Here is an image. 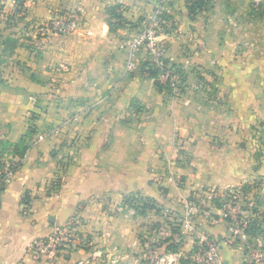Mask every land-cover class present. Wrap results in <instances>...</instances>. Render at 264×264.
Here are the masks:
<instances>
[{"label": "crops", "instance_id": "1", "mask_svg": "<svg viewBox=\"0 0 264 264\" xmlns=\"http://www.w3.org/2000/svg\"><path fill=\"white\" fill-rule=\"evenodd\" d=\"M18 2L0 0L4 25L43 24L66 6L79 8L82 24L71 34L32 32L12 55L21 65L0 71V140L19 142L31 112L39 132L62 126L30 147L0 193V264H32V242L73 220L92 245L53 264H154L178 248L188 256L196 237L176 225L185 204L235 188L259 233L237 240L212 206L197 216V234L219 243L223 264H250L254 243L264 247V144L255 137L264 125V7L213 0L192 16L187 0H25L22 17ZM114 5L128 24L110 31ZM158 6L170 23L166 57L182 80L176 94L141 68L126 71L127 42ZM148 199L156 208L141 212Z\"/></svg>", "mask_w": 264, "mask_h": 264}, {"label": "built area", "instance_id": "2", "mask_svg": "<svg viewBox=\"0 0 264 264\" xmlns=\"http://www.w3.org/2000/svg\"><path fill=\"white\" fill-rule=\"evenodd\" d=\"M256 8L264 7V0H251ZM82 24V16L78 7L66 6L58 14L40 24L38 34H71L76 32ZM170 23L166 19V12L158 6L147 18L137 35L127 42L128 58L126 71L134 72L141 66V62H148L146 69L157 72V81L164 87L178 93L182 80L176 68L166 57L167 44L163 39L166 36ZM62 126L40 132L32 145L60 134ZM31 145V146H32ZM28 151L22 156L5 160V165L0 167V193L9 182L13 174L21 167ZM53 187V186H52ZM243 188H235L227 192L206 190L196 193L186 204V213L176 222L183 234H192L196 237V246L191 255L186 256L181 248L176 252L164 254L154 264H179V259L186 260L188 264H223L220 254V245L216 240L197 233L196 218L208 208L221 203L225 218H230V231L238 239H246L249 235L250 221L243 215L241 203L244 197ZM81 223L73 220L56 230L49 236L36 238L30 245V252L34 256L32 264H53L63 253L87 250L92 241L89 236L80 230ZM177 242H181V236ZM250 264H264V252L252 253ZM173 256L175 258H173ZM18 264H28L20 261ZM78 264H89V260L79 261Z\"/></svg>", "mask_w": 264, "mask_h": 264}, {"label": "trees", "instance_id": "3", "mask_svg": "<svg viewBox=\"0 0 264 264\" xmlns=\"http://www.w3.org/2000/svg\"><path fill=\"white\" fill-rule=\"evenodd\" d=\"M213 0H187V4H188V9L190 12V15L194 16L196 15L198 12L204 11L206 9H208L211 4H212ZM17 14L22 15V17L25 14V10L23 8V3L22 2H18V6H17V10H16ZM108 12V26L110 28V31H114V29L120 27L123 25V23L126 22L124 16L121 14L120 12V5H114L110 8H108L107 10ZM167 19V17H166ZM11 37L8 41H11ZM14 41V40H12ZM17 47V46H16ZM148 65V62H143L141 64V70H143L144 72H146V74L149 77L152 78H156L157 77V72L155 70L152 69H146ZM157 85L159 87H164L162 84H160L158 81H156ZM32 117L29 118V125H28V129H27V133L25 135L22 136V138L20 139L19 142L17 143H11L5 140H0V167L5 165V160H10L12 158H17V157H22L27 151L28 149H30L31 145L33 144L36 136L40 133L36 124L32 121ZM6 159H5V158ZM61 181L57 180L54 182V186L58 187L60 186ZM193 197V196H192ZM127 203H129L130 205H132L133 201L131 199L126 198L125 200ZM153 201L148 199L146 203H144V205L141 207V212H145L146 209H154L156 208V206L152 203ZM26 203H28V199L26 200ZM133 206L136 207V205L133 204ZM215 207L221 208V203H219L218 201L215 202ZM228 221H230V218H226ZM257 229L256 228V223L255 221H253L250 224V227L248 229V233L249 235H256L257 234Z\"/></svg>", "mask_w": 264, "mask_h": 264}, {"label": "rangeland", "instance_id": "4", "mask_svg": "<svg viewBox=\"0 0 264 264\" xmlns=\"http://www.w3.org/2000/svg\"><path fill=\"white\" fill-rule=\"evenodd\" d=\"M19 1L22 3L23 2L25 3V0H19ZM23 8H24V5H23ZM23 17H26V15L24 14ZM2 21L3 20L0 21V71L2 70V72L5 73L6 71L2 67H5L6 69L8 68L10 70V68H12L11 67L12 64L21 65L20 61H17L14 58L12 59V55H13V53H15L16 48L20 47V45H25L27 47V46H30L32 44L31 42L33 41L34 37H32L31 34L33 32L36 37L39 36V34H37L36 32L38 31V27H39L40 23H38V24L30 23L28 26H25L26 29H22L21 28L22 27L21 24L23 22L22 19L21 20L20 19H12V21L8 20L7 24H5V25L3 24ZM125 24H128V23L125 22ZM29 27H31L33 29H29ZM117 29L118 28L114 29V31H116ZM10 37L14 41H12V40L8 41L10 39ZM142 63H143V61L141 62V64ZM7 74H8V77L11 76L10 71ZM6 81H8V78ZM31 117L33 119L32 121L34 123H36V120L38 119V114L31 112L29 114V118H31ZM255 131H257V134L255 135L256 139L257 140L259 139L258 141L260 143L264 144V125L261 126V125H259V123H257ZM61 132H62V130H61ZM66 158L69 159L68 164H71L72 159H74V158H72V155H70V154L66 155L65 159ZM260 188L262 189V191H264V186H261ZM252 198H253V201L255 202V206H258V207L252 206L253 209L259 210L257 208H259V205H261V201H262L261 195H258L257 197L252 196ZM246 219H248L251 223L254 221V219H251V218H246ZM257 233H259V229H257ZM251 248L252 249L250 251H252V253H256L258 251L264 252V247L262 248L261 246H258L255 243ZM251 257H252V254H251Z\"/></svg>", "mask_w": 264, "mask_h": 264}]
</instances>
